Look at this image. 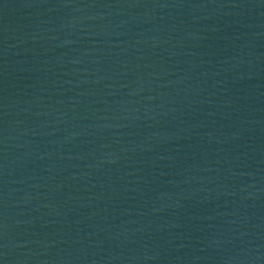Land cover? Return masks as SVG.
<instances>
[{
	"label": "water",
	"instance_id": "obj_1",
	"mask_svg": "<svg viewBox=\"0 0 264 264\" xmlns=\"http://www.w3.org/2000/svg\"><path fill=\"white\" fill-rule=\"evenodd\" d=\"M0 264H264V0H0Z\"/></svg>",
	"mask_w": 264,
	"mask_h": 264
}]
</instances>
